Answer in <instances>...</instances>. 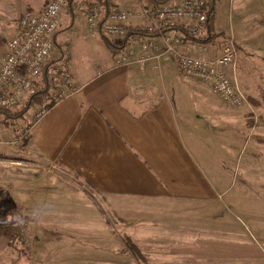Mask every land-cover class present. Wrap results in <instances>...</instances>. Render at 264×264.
<instances>
[{"label": "crops", "instance_id": "1", "mask_svg": "<svg viewBox=\"0 0 264 264\" xmlns=\"http://www.w3.org/2000/svg\"><path fill=\"white\" fill-rule=\"evenodd\" d=\"M127 1L117 4L111 0L109 4L137 3ZM47 2L0 0V41L6 42L16 33L23 11L30 8L39 13ZM71 2L67 1L61 14L67 9L72 13ZM59 27L60 22L44 71H52L51 65L60 62L71 82L29 129L25 152L28 163L34 164L30 169L37 175L21 177L22 199L35 194L27 187L31 183L50 184L51 190L44 188L39 194H52L59 201L69 194L86 200L97 196L103 201V213L115 217L119 227L126 225L127 216L142 228L197 225L196 240L193 235H183L174 244L204 248L198 264H258L254 243L232 234L219 213L222 165L200 160L206 149L202 135L210 128L219 134L230 133L235 124L232 113L223 110L226 104L222 99L217 96L215 105L214 97L205 92L210 88L208 83L182 75L172 56L154 58L156 51L149 49L146 53L150 58L143 66L135 59L146 53L137 50L130 63L117 64L122 48L113 51L101 32L89 30L86 24L87 32L75 34L73 42L58 40ZM210 39L191 52L218 54L220 46ZM227 68L231 75V68ZM66 174L73 179H68L69 183L77 186H62ZM4 200L9 203L6 201L4 207L0 203L1 207L9 211L12 196L2 191L0 202ZM92 206L87 201L86 207ZM37 208L46 214L44 202ZM172 229L165 230L170 233ZM206 229L225 236L211 242L201 234ZM173 236L182 235L173 232Z\"/></svg>", "mask_w": 264, "mask_h": 264}, {"label": "rangeland", "instance_id": "2", "mask_svg": "<svg viewBox=\"0 0 264 264\" xmlns=\"http://www.w3.org/2000/svg\"><path fill=\"white\" fill-rule=\"evenodd\" d=\"M105 1L72 0V13L67 9L61 14L58 40L68 38L74 42L75 34L87 32L84 15L78 10L80 4L97 5L103 10ZM113 1L117 4L129 2ZM212 27L215 31L210 39L212 44L221 48L228 39L234 41L237 56L234 65L229 67L246 100L240 106L223 101L226 104L223 110L232 113L235 124L230 133L219 134L210 128L202 135L206 149L200 160L203 164L217 162L222 165L219 213L232 234L254 243L258 251L254 261L264 264V0H217ZM3 42L0 41V45ZM51 92L50 87L47 100H53ZM205 92L214 97L217 105L219 95L211 87ZM198 106L204 108L203 104L198 103ZM41 107L45 106L36 103L21 119L0 122V192L12 196L9 211L14 213L15 223L22 228L14 238L21 252L8 244L14 229L7 235L0 234V264H198L197 257L203 254L204 248L174 244L175 239L183 235L186 238L193 235L196 240L197 225L172 229V226L155 224L151 228L144 226L145 229L135 226L127 216L126 225L119 227L115 217L103 213V201L97 196L86 200L69 194L60 201L52 194L41 196L42 189L51 190L50 184H27L35 194L27 200L22 199L21 177H36L37 173L30 169L34 164L28 163L30 158L25 145L11 141L28 126V121ZM65 177L63 187L77 186L69 183L68 179L73 180L69 174ZM6 201L0 202L3 207ZM87 201L93 206L87 208ZM43 202L46 205L44 215L37 208V204ZM165 229L172 230L168 233ZM173 232H180L182 236L175 237ZM201 234L211 242L219 235L225 236L213 229ZM127 237L147 257L146 263L130 252Z\"/></svg>", "mask_w": 264, "mask_h": 264}, {"label": "built area", "instance_id": "3", "mask_svg": "<svg viewBox=\"0 0 264 264\" xmlns=\"http://www.w3.org/2000/svg\"><path fill=\"white\" fill-rule=\"evenodd\" d=\"M136 1L133 5H111L103 10L97 5L78 6L89 30H97L115 42L125 41L116 58L117 64L130 63L137 50L146 53L153 49L156 51L154 58L172 56L182 75L208 83L222 101L233 106L245 102L246 96L237 80L226 71V67L234 65L237 56L232 38L221 45L216 55L201 56L191 52L201 44L197 38L203 34L207 21V0ZM66 4L67 0H48L39 13L23 11L16 33L0 45L1 108H16L43 89L41 74L54 49V34ZM132 29L148 34L135 39L128 36ZM149 58L146 53L135 61L144 66ZM51 68L55 73L51 93L56 101L71 81L62 63L55 62ZM45 112L46 108L41 107L11 142L21 143L28 136L31 125Z\"/></svg>", "mask_w": 264, "mask_h": 264}, {"label": "trees", "instance_id": "4", "mask_svg": "<svg viewBox=\"0 0 264 264\" xmlns=\"http://www.w3.org/2000/svg\"><path fill=\"white\" fill-rule=\"evenodd\" d=\"M217 0H207V7H208V16H207V21L205 23L204 27V33L197 38V40L202 43L203 41L211 38L214 36L213 34V27H212V22L214 18V11H215V4ZM105 5L108 8L110 6L109 2L106 0ZM148 34L146 31H140L137 29H132V32L129 33L128 36H131L135 39L140 38L141 36H145ZM106 42L108 46L113 50H119L123 48V45L125 44V41L122 43H118L113 41L110 38L106 39ZM55 73L52 71H49L46 69L45 71L42 72L41 74V81L44 84V87L41 91L37 92L36 94L32 95L28 99H26L21 105H19L16 108H1L0 107V122L6 121L8 119L14 120V119H21L25 112L33 105L36 103L43 104L45 106L44 108H49L53 104V100H47L48 99V90L49 88L55 83ZM28 141V136L25 137L22 141V145H26ZM14 213L12 211H6L3 210L0 206V234H8L10 230H15L14 233H11V237L8 240L9 246L17 252H21L22 248L17 247L15 245L14 238H16L20 232H21V227L17 223H15L14 218H13ZM127 244H128V249L130 252L137 257V259L142 260V262L146 263L148 261L147 257L141 252L140 248L135 245L134 243L130 242V238L127 237L126 239ZM12 264V262H11Z\"/></svg>", "mask_w": 264, "mask_h": 264}]
</instances>
